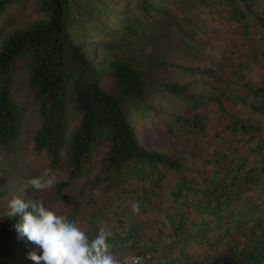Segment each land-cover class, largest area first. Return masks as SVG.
Segmentation results:
<instances>
[{
    "label": "trees",
    "instance_id": "16d2710c",
    "mask_svg": "<svg viewBox=\"0 0 264 264\" xmlns=\"http://www.w3.org/2000/svg\"><path fill=\"white\" fill-rule=\"evenodd\" d=\"M24 1L0 0V16ZM117 1L38 0L37 20L5 37L0 45V143L17 141L29 127L28 94L37 118L33 150L45 153L50 167L61 162L64 152L66 175L55 193L69 208L66 217L90 239L113 225L117 230L108 231L107 239L111 254L117 255L118 246L137 253L161 252L164 264H264V242L257 239L262 223L257 206L264 201V159L258 156L264 150V99H244L264 97V87L254 81L244 89L248 81L240 84L235 72L231 83L241 94L234 96L229 79H221L224 87L215 88L204 81L213 79L210 69L186 67L168 56L145 71L96 56V39L111 26L120 23L126 33H134L128 4L149 23L171 19L179 25L167 7L169 0H121L123 15ZM257 1L198 0L212 20L226 11L243 32L261 24ZM181 19L188 21L185 13ZM174 72L192 75L204 90L192 91L190 84L172 80ZM109 78L114 94L104 85ZM20 88L25 97L17 94ZM147 88L160 92L165 96L162 104L169 105L166 115L155 108L163 115L157 118L163 124L158 128L174 140L169 150L145 146L122 107L121 98L142 101ZM229 103L248 108L255 119L237 117L226 109ZM214 113L219 119L212 130ZM104 140L109 144L94 177L69 196L65 190L83 178ZM3 195L0 192V199ZM132 204L138 205V212ZM18 221L13 217L0 223V264H33L28 253L40 254L18 235ZM146 231L154 235L142 245ZM242 231L248 239L236 241ZM163 239L167 243L158 245Z\"/></svg>",
    "mask_w": 264,
    "mask_h": 264
},
{
    "label": "rangeland",
    "instance_id": "374dc122",
    "mask_svg": "<svg viewBox=\"0 0 264 264\" xmlns=\"http://www.w3.org/2000/svg\"><path fill=\"white\" fill-rule=\"evenodd\" d=\"M117 1L118 13L123 15L125 13L121 3ZM124 1V0H122ZM127 1V0H126ZM37 2L38 0H27L16 5L10 6L4 14L0 16V45L5 37L16 29L28 26L30 23L37 20ZM123 3V2H122ZM256 12L261 15V24L264 25V0H258L255 4ZM129 7L131 9H129ZM168 9L177 15L175 21L179 23L178 26L174 25L173 20H169L166 24H155L146 21L138 12L137 8L128 4L127 9L130 11L131 24L134 26V33L128 34L124 31L120 23L111 26L108 33L100 35L98 43L94 52L96 56L106 59H114L126 61L140 71H145L146 67L152 62L167 56L174 61L180 62L183 66L198 67L199 69L208 68L214 73L213 79H206L202 76L204 81H207L215 88L224 87L221 79H229V87L234 90L233 84L235 82L234 73H238L236 77H241L240 84L248 81V85L254 83L252 77L253 61L250 58V48L260 49L264 42L263 34L259 37V26L253 23L252 28L247 32L234 26L228 18L226 11L212 20V15L208 14V8L198 2V0H169L167 3ZM128 11V10H127ZM185 13L187 20H182L181 16ZM126 17V16H125ZM258 32H255V31ZM256 37V38H255ZM113 44V46L111 44ZM260 43V45H259ZM263 43V44H262ZM248 54L250 56H248ZM259 56V55H258ZM260 58H263L260 55ZM248 65V67H245ZM239 68L240 71L236 70ZM166 73V72H165ZM159 72V74H165ZM147 73L146 79L148 80ZM172 80L180 84H190L191 90L203 91L204 85L196 84V79L190 74L173 73ZM164 79H169L164 76ZM258 83L264 87L263 80H258ZM107 90L114 94V82L111 78L107 79L104 83ZM21 87V86H20ZM198 88V89H197ZM236 92L235 90L232 93ZM25 91L18 89L19 95L25 97ZM117 94V93H116ZM241 94V91L236 92L234 96ZM121 98L122 107L127 116L130 117L131 122L134 124L136 130L142 134V142L149 148L169 150L174 146V140L165 136L158 127H163L162 122L157 120L158 117L162 118L163 115L155 113V108L168 113L165 103V96L154 89L147 88L145 96L142 101L124 96ZM118 98V97H117ZM26 107L27 119L29 127L26 128L21 137L8 145L0 143V192L4 195L0 199V223L7 222L13 217H9L8 202L13 197H21L24 199H40L46 207L52 208L58 215H67L69 208L63 204L57 194L55 193L56 184L65 179L66 171L63 168L65 154H61V162L55 167H50L49 158L45 153L37 155L33 150L32 136L35 131L36 125V112L35 105L31 103V98L26 94ZM119 99V98H118ZM248 102L264 99V97L253 96L244 98ZM169 100V99H167ZM29 101H31L29 103ZM24 103V107H25ZM30 104V105H28ZM162 106L164 108H162ZM226 109L233 112L237 117L243 115L250 121L255 118L252 117L249 109L242 107L239 104L233 105L232 103L225 105ZM216 107H213V111ZM164 115V116H165ZM213 122L210 123L212 130L217 129L218 113H214ZM250 115V116H249ZM164 119V118H163ZM260 119V116H257ZM162 120V119H161ZM159 121V122H158ZM264 125V122H262ZM158 125V126H156ZM264 128V127H263ZM165 130V129H164ZM159 133L162 136H159ZM264 139V131L262 133ZM108 141L104 140L99 144L93 154L91 163L87 171H85L82 179L73 181L71 186L65 190L69 196L76 195L78 191L85 187L87 182L94 177L96 165L101 161L103 153L107 150ZM45 169L50 170L56 176L55 185L46 191L36 192L27 185V180L30 178L40 176ZM257 216L260 215L261 231H264V201L258 203ZM238 216V215H237ZM251 222L246 223L251 227ZM259 232L257 239L263 240L264 234ZM246 232V231H245ZM248 239L244 231L242 235L236 234V241ZM161 263H164L162 261ZM152 264H157L153 261ZM238 264H246L244 260H240Z\"/></svg>",
    "mask_w": 264,
    "mask_h": 264
},
{
    "label": "clouds",
    "instance_id": "9594fccd",
    "mask_svg": "<svg viewBox=\"0 0 264 264\" xmlns=\"http://www.w3.org/2000/svg\"><path fill=\"white\" fill-rule=\"evenodd\" d=\"M56 183V176L45 169L40 176L27 180V185L36 192L51 189ZM9 217H18L14 225L16 232L22 238L40 250L28 253L33 264H125L121 258L110 253L107 239L110 232L101 228L94 238L88 235L65 215H58L52 208L46 207L40 199H24L13 197L8 202ZM134 212L139 211L136 204H132ZM150 254L152 253H136ZM130 264H142V258L132 256L126 258Z\"/></svg>",
    "mask_w": 264,
    "mask_h": 264
},
{
    "label": "crops",
    "instance_id": "0c3cea01",
    "mask_svg": "<svg viewBox=\"0 0 264 264\" xmlns=\"http://www.w3.org/2000/svg\"><path fill=\"white\" fill-rule=\"evenodd\" d=\"M259 31H260L259 32V37L263 34V40L261 42H264V25L263 26H262V24L259 25ZM255 32H258V31L256 30ZM259 45H260V43H259ZM262 46H264V44ZM249 50H250V53H252V57L250 59L252 61L255 59V61H253V65L251 66V69L253 71V73H252L253 81L258 82V80H261L262 79L263 80V83H264V48H262L261 45H260V49L259 50H258V48H255V47L250 48ZM260 55L263 58H260ZM248 56H250V55L248 54ZM236 70L240 71L239 68H237ZM258 156L260 158L264 159V150ZM251 158L252 157L249 158V161L252 160V162H253V159H251ZM112 226L113 225L108 226V229L107 230L108 231L117 230V228H113ZM152 235H154V234L153 233H150V232L144 233V235L141 236V244L144 245L145 243H147L148 239ZM166 243H167V241L164 240V239L161 240L160 242L158 241V245H160V246H162L163 244H166ZM114 250L116 251V254L117 255H115V254H113V255L116 258L118 256L122 255V254L131 252V251H124L123 248L118 247V246H116ZM132 253H135V252H132ZM152 256H153V258H152V261L150 262V264H152L153 261H156L157 264H164V263H161L163 261V259L161 258L162 257V253L161 252H159L157 254H152Z\"/></svg>",
    "mask_w": 264,
    "mask_h": 264
},
{
    "label": "built area",
    "instance_id": "2783aa9c",
    "mask_svg": "<svg viewBox=\"0 0 264 264\" xmlns=\"http://www.w3.org/2000/svg\"><path fill=\"white\" fill-rule=\"evenodd\" d=\"M132 256H136V257H140L142 258V264H146L147 262L150 261L151 259V255L150 254H127L122 256L121 258H119L121 261L125 262V264H130V261H127L126 258L128 257H132Z\"/></svg>",
    "mask_w": 264,
    "mask_h": 264
}]
</instances>
